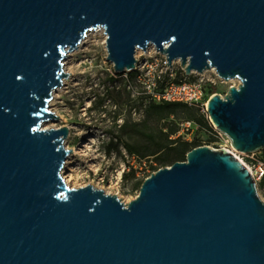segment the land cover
Listing matches in <instances>:
<instances>
[{"label":"water","instance_id":"obj_1","mask_svg":"<svg viewBox=\"0 0 264 264\" xmlns=\"http://www.w3.org/2000/svg\"><path fill=\"white\" fill-rule=\"evenodd\" d=\"M98 26L117 73L152 45L186 75L237 79L208 116L236 151L264 149V0H0V264H264V201L225 148H191L128 202L64 182L69 128L43 123Z\"/></svg>","mask_w":264,"mask_h":264},{"label":"rangeland","instance_id":"obj_2","mask_svg":"<svg viewBox=\"0 0 264 264\" xmlns=\"http://www.w3.org/2000/svg\"><path fill=\"white\" fill-rule=\"evenodd\" d=\"M96 49L97 47H94L90 52H87V57L90 58L89 55L94 53ZM74 51L69 52L63 61H69L68 65L72 73H68L69 77L74 74L73 79H66L67 83L58 87L60 90L55 94L52 93L50 100V108L59 115V118L47 121L49 127L67 126L69 134L64 140V145L66 148H75L78 151L70 156L66 165L67 169L64 166L61 175L63 171V174L69 172L68 169L71 167L73 168L70 172L73 174L74 187L92 184L94 187L109 191V193H115L122 201L128 202L138 193L139 189H132L131 185L135 179L144 180L143 174L148 161L145 160L144 165L138 159L134 161L130 159L131 155L126 151L122 141L135 142L139 140V137L131 132L122 131L119 128V123L125 119H128L129 122L141 121L144 116V109L133 106L137 102L134 91L127 89L121 78L115 83L107 82L106 73L99 66L98 57L90 62V60H85L82 57L81 51ZM175 70L176 79L185 78L192 81L203 78L204 87L210 94H224L232 84L231 81L222 80H216L214 83L209 82L207 80L210 77L209 72H194L186 75L181 72L178 66ZM198 112L202 113L201 111ZM188 118L183 112H178L165 117L158 123L152 121L150 127L154 131H156V127L165 131L170 125H175L179 129L180 122ZM207 119L211 124V131L200 128L196 124L193 133L189 135V141L208 145L212 148L225 146L227 144L225 134L215 130L216 128L210 118ZM115 121L118 124L116 126ZM113 136L119 139L118 146L108 152V143L116 139H112ZM248 154L235 152V155L244 163L248 162ZM257 155H260L259 152ZM131 164L136 166L134 176L130 170H127V166ZM124 165L126 168L122 172L120 182L117 185L114 184L113 180L108 182L111 175H115ZM126 172H128V176L125 178L124 173ZM101 175L105 177L103 183L97 181V177ZM259 188L261 187L259 186ZM259 194L264 198L263 190L260 189Z\"/></svg>","mask_w":264,"mask_h":264},{"label":"built area","instance_id":"obj_3","mask_svg":"<svg viewBox=\"0 0 264 264\" xmlns=\"http://www.w3.org/2000/svg\"><path fill=\"white\" fill-rule=\"evenodd\" d=\"M106 38L107 35L103 27L98 26L96 28L90 29L86 32L84 38L79 43L76 51L82 52V57L85 60L96 59L97 57L100 60L99 66L103 68L106 73V78L108 83H115L120 78L124 81L127 89L134 91L135 100L138 102L139 98H142V104L138 105L137 102L134 104V107H144L147 103H161L167 101H177L186 103L189 106L198 108L203 114L209 118L206 105L208 98L212 95L209 94L204 87V79L198 80H186L176 79V66L179 67L183 74L185 73L181 67L178 60H173L170 64H166L167 58L166 55L154 46L150 45L145 50L140 49L137 55H134L136 58L135 67L131 71H124L121 73L115 72L113 64L108 61V59H103L107 57L106 49ZM97 47L96 51L87 57L86 53L90 52L91 49ZM100 49H99V48ZM84 60V61H85ZM109 64L108 66L106 64ZM171 65V66H170ZM209 72L210 77L207 79L209 82L214 83L216 80H221L216 72L212 69L205 70L203 73ZM231 85H237V79H231ZM196 123L193 120H183L179 124V129L177 132L172 135V138L181 137L186 140L189 139L196 128ZM215 130H218L217 128ZM221 132L220 130H218ZM222 133V132H221ZM226 143L225 146H219L218 148H225L235 154L236 150L231 146V141L229 137L225 134ZM259 152L260 155H257ZM249 159L247 163H242L247 167L252 177L255 180L256 189L259 197L264 201V198L260 196L259 190L264 191V149L250 152L248 154ZM131 160L138 159L135 155L130 156ZM142 161L145 165V160L138 159ZM129 162V161H127ZM133 167L136 169V166L133 164L127 166V170ZM126 166L124 165L120 171H117L115 175H111L108 179V182L111 180L114 181V184H118L122 177V172H124ZM152 168L148 165L144 171V179L148 177L152 172ZM105 177L103 175L97 177L98 182H104ZM259 186L261 188H259ZM109 193V191H106Z\"/></svg>","mask_w":264,"mask_h":264},{"label":"trees","instance_id":"obj_4","mask_svg":"<svg viewBox=\"0 0 264 264\" xmlns=\"http://www.w3.org/2000/svg\"><path fill=\"white\" fill-rule=\"evenodd\" d=\"M142 101V98H139L137 104L141 105ZM198 111L200 110L196 107L177 101L147 103L144 107V116L141 121L129 122L128 119H125L122 123H119V128L122 131L131 132L139 137V140L135 142L122 141L126 151L130 155H135L138 159L148 161V166L153 170L171 165L175 161L185 160L186 153L191 148L201 144L181 137L172 138L171 136L178 130L175 125H170L165 131H163L162 128L156 127V131H154L151 130L150 123L152 121L158 123L169 115L183 112L189 117L184 120H193L200 128L211 131L212 127L207 116ZM197 113H199V115H197ZM114 124L115 126L118 125L116 121ZM114 136L112 139L116 138L115 141H110L108 143V152L112 148H117L118 146L119 139ZM129 170L134 176L135 169L130 167ZM127 176L128 172L124 173V177L126 178ZM141 182L142 180L135 179L131 188L139 189Z\"/></svg>","mask_w":264,"mask_h":264},{"label":"bare ground","instance_id":"obj_5","mask_svg":"<svg viewBox=\"0 0 264 264\" xmlns=\"http://www.w3.org/2000/svg\"><path fill=\"white\" fill-rule=\"evenodd\" d=\"M150 47H151V46H150ZM139 51H140V49H137V50L135 51V55H137V54L139 53ZM68 62H69V61H65V62H64V70L67 71V72L72 73V72L70 71V66L68 65ZM212 70H214V69H212ZM73 76H74V74H71V76L68 78V80H72V79H73ZM63 81H64L63 84H66V83H67L66 79H64ZM59 90H60V88L55 89V90L53 91V94H55V93L58 92ZM53 111H54V110H53ZM47 123H48V122H44V123H43V127H44V128L49 127V124H47ZM89 140H91V138H89ZM72 152H73V153H72ZM72 152H71L72 154H69L68 157H67V159H66V162H65V169H67V168H66V165H67V163H68V161H69L70 156L76 154L78 151H77L75 148H73V149H72ZM237 157H238V156H237ZM238 158H239V157H238ZM239 159H240V158H239ZM68 170H69V172H67L66 174H63L64 171L62 172L63 180H64V182H65L68 186H70V187H74V184H73V182H72V180H73V174L70 172V171L73 170V168L70 167Z\"/></svg>","mask_w":264,"mask_h":264}]
</instances>
